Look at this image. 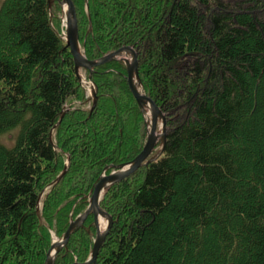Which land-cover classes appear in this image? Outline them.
Returning a JSON list of instances; mask_svg holds the SVG:
<instances>
[{"label": "trees", "instance_id": "obj_1", "mask_svg": "<svg viewBox=\"0 0 264 264\" xmlns=\"http://www.w3.org/2000/svg\"><path fill=\"white\" fill-rule=\"evenodd\" d=\"M72 1L86 57L134 47L167 115L161 156L101 202L113 223L96 264H264V0ZM60 13L0 6V136L19 128L0 142V264H45L100 176L144 148L126 64L87 71L89 108ZM95 233L90 215L55 264L87 261Z\"/></svg>", "mask_w": 264, "mask_h": 264}, {"label": "water", "instance_id": "obj_2", "mask_svg": "<svg viewBox=\"0 0 264 264\" xmlns=\"http://www.w3.org/2000/svg\"><path fill=\"white\" fill-rule=\"evenodd\" d=\"M54 1L55 0H49L50 8H52V4ZM58 1L66 5V40L74 57L75 69L80 81L82 82V69L93 71L95 67L107 62L121 59L126 55L131 56V58H126L124 61L127 67V80L129 87L141 108L147 126V140L141 153L134 160L128 163L110 166L108 169L112 168L113 171L108 174L104 173L100 177L99 181L96 183L93 191L90 194L89 206L87 210L83 214L78 216L75 220L71 221L69 228L67 229L61 240L53 242L52 247L47 254L45 263L55 264L59 252L67 246L73 233L77 228L83 227L86 219L92 214L94 216V224L97 229V236L91 255L85 262H74L72 264H96L101 248L109 234L110 228L113 223L112 216L102 208L101 202L105 194L114 184L134 174L140 168L149 165L160 156L166 144L167 115L156 104L155 100L144 91L143 83L139 75V55L137 50L132 46H123L118 50L105 55L99 60H89L81 48L78 16L73 1ZM92 93L94 95L92 109H94L97 104V95L95 90H93ZM160 121L162 124V131L158 132ZM160 141L162 142L161 152L159 154H154L157 144ZM105 217L109 222L107 228L102 230L101 220Z\"/></svg>", "mask_w": 264, "mask_h": 264}, {"label": "rangeland", "instance_id": "obj_3", "mask_svg": "<svg viewBox=\"0 0 264 264\" xmlns=\"http://www.w3.org/2000/svg\"><path fill=\"white\" fill-rule=\"evenodd\" d=\"M2 2H3V0H0V6H1V4H2ZM55 3V1L53 2V4ZM52 4V5H53ZM60 7H61V13H60V17H61V27H62V30H61V32H62V37L65 39L66 38V5L65 4H62V3H60ZM53 12V11H52ZM67 41V40H66ZM103 58V57H102ZM126 58H131V56H128V55H126V56H124V57H122L121 59H118L117 61H122V62H124L125 61V59ZM125 63V62H124ZM87 71H89V70H86V69H82L81 70V75H82V80H83V78L85 79L86 78V82L87 83H89L90 85H83L84 86V88L86 89V93H87V96L88 97H90V98H92V102L91 103H89V108H91V107H93V102H94V95H93V90H95V87L94 88H92V85H94V83L92 82V80L91 79H89L88 78V76H87ZM139 75H140V73H139ZM82 83V82H81ZM90 86V87H89ZM95 86V85H94ZM144 88V87H143ZM96 91V90H95ZM145 91V90H144ZM96 95H97V93H96ZM164 112V111H163ZM165 113V112H164ZM166 114V113H165ZM159 130H158V132L159 131H162V124H161V121H160V124H159ZM147 127V126H146ZM167 128V127H166ZM18 133H19V128H15V129H13V130H11V131H9V132H7L6 134H3V135H1L0 136V142L1 143H3L4 145H6V146H8V147H12V146H14V144H15V141H16V138H17V136H18ZM146 140H147V130H146V138H145V142H146ZM144 145H145V143H144ZM161 149H162V142L160 141L158 144H157V147H156V150H155V152H154V154H159L160 152H161ZM161 154H162V152H161ZM161 154H160V156H161ZM159 156V157H160ZM158 157V158H159ZM110 167V166H109ZM108 167V168H109ZM107 168V170H111V172L113 171V169L112 168H110V169H108ZM141 169V168H140ZM110 172V173H111ZM105 173V172H104ZM103 173V174H104ZM109 173V172H108ZM102 174V175H103ZM101 175V176H102ZM100 176V177H101ZM100 179V178H99ZM93 191V190H92ZM106 195V194H105ZM41 206L42 205H40V209H41ZM87 210V209H86ZM83 214V213H82ZM81 215V214H80ZM79 215V216H80ZM92 215V214H91ZM93 218H94V216H93ZM76 218H72V220H75ZM88 219V218H87ZM86 219V220H87ZM71 220V221H72ZM103 220H104V223H106L105 225H104V229L105 228H107V225H108V219L105 217V218H103ZM86 222V221H85ZM85 222H84V224H85ZM101 227H102V225H101ZM95 228H96V226H95ZM103 229V227H102V230H104ZM64 236V235H63ZM63 236L62 237H58L56 234H54V241L53 242H56V241H59V240H61L62 238H63ZM96 236H97V229H96V233H95V237H94V242H95V239H96ZM94 247V246H93Z\"/></svg>", "mask_w": 264, "mask_h": 264}, {"label": "bare ground", "instance_id": "obj_4", "mask_svg": "<svg viewBox=\"0 0 264 264\" xmlns=\"http://www.w3.org/2000/svg\"><path fill=\"white\" fill-rule=\"evenodd\" d=\"M149 117V116H148ZM150 118V117H149ZM106 223H104V220H103V218H102V220H101V225H102V227H103V229H104V225H105Z\"/></svg>", "mask_w": 264, "mask_h": 264}]
</instances>
